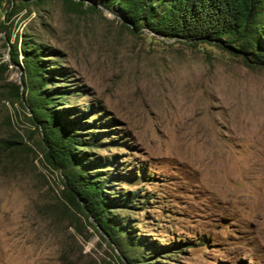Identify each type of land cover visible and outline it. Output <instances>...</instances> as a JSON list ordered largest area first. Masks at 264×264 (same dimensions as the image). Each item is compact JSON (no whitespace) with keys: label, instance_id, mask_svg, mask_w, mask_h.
Masks as SVG:
<instances>
[{"label":"rangeland","instance_id":"obj_1","mask_svg":"<svg viewBox=\"0 0 264 264\" xmlns=\"http://www.w3.org/2000/svg\"><path fill=\"white\" fill-rule=\"evenodd\" d=\"M0 1V264H264V67L136 30L99 3L44 0L7 19ZM25 43L64 73L47 88H64L54 109L81 118L90 158L114 157L95 171L130 198L112 212L128 231L118 245L65 204L64 171L12 101Z\"/></svg>","mask_w":264,"mask_h":264},{"label":"trees","instance_id":"obj_2","mask_svg":"<svg viewBox=\"0 0 264 264\" xmlns=\"http://www.w3.org/2000/svg\"><path fill=\"white\" fill-rule=\"evenodd\" d=\"M43 1L11 0L12 8L7 13V19L18 6ZM65 1L75 6L83 5L85 1L94 5L99 3L102 8L123 12L124 21L136 30L144 27L167 39L177 38L192 45L211 44L241 57L250 68L264 67V0ZM0 28L5 30L7 24L0 21ZM45 50L41 45L24 44L23 89L19 85L15 87L12 101L24 100L28 105L33 124L41 129V146L47 160L55 169L64 171L62 194L65 204L78 209L88 220L92 219L94 223L88 221V224L96 230L101 229L118 245V238L128 231L125 222L121 224L112 212L124 206L129 208L130 198L105 193L110 171L102 177L104 171L95 170L97 166L112 165L114 157L101 161L90 158L87 147L93 146V143H90L91 138L80 139L81 118H70L65 114L67 111L54 109L66 93L61 86L47 87L51 76H62L64 73L50 65L52 59H46L49 55ZM10 54L12 60L19 64L17 46L12 47ZM128 240L129 245L134 246V239L128 237ZM144 258L140 255L128 260L132 264L137 260L139 264H160L158 261L146 263Z\"/></svg>","mask_w":264,"mask_h":264}]
</instances>
